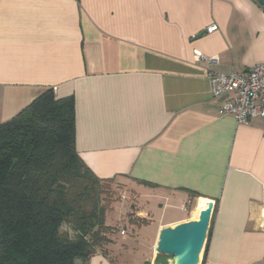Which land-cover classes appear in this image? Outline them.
<instances>
[{"label":"crops","instance_id":"crops-1","mask_svg":"<svg viewBox=\"0 0 264 264\" xmlns=\"http://www.w3.org/2000/svg\"><path fill=\"white\" fill-rule=\"evenodd\" d=\"M197 51L225 73L264 62V4L0 0V124L48 89L73 96L79 155L133 182L157 241L213 201L201 264H264V124L222 112Z\"/></svg>","mask_w":264,"mask_h":264},{"label":"trees","instance_id":"trees-1","mask_svg":"<svg viewBox=\"0 0 264 264\" xmlns=\"http://www.w3.org/2000/svg\"><path fill=\"white\" fill-rule=\"evenodd\" d=\"M109 180L76 149L73 96L48 89L0 124V264L108 257L116 228L105 221Z\"/></svg>","mask_w":264,"mask_h":264},{"label":"rangeland","instance_id":"rangeland-1","mask_svg":"<svg viewBox=\"0 0 264 264\" xmlns=\"http://www.w3.org/2000/svg\"><path fill=\"white\" fill-rule=\"evenodd\" d=\"M104 184L107 189L105 221L116 227L110 233L113 244L108 245L110 249H107L110 261L112 259L114 264H171L172 256L157 252L154 223L149 224L147 218L137 215L138 212L145 213V216L150 213L154 221L156 210H143L145 201L139 196H133L136 193L133 182L114 178ZM194 217L196 219L195 213ZM122 229L126 234L121 233ZM203 254L204 251L201 257Z\"/></svg>","mask_w":264,"mask_h":264},{"label":"built area","instance_id":"built-area-1","mask_svg":"<svg viewBox=\"0 0 264 264\" xmlns=\"http://www.w3.org/2000/svg\"><path fill=\"white\" fill-rule=\"evenodd\" d=\"M217 29L218 25L214 24L209 26L208 32ZM196 58L208 61L207 75L212 95L223 100L221 110L224 114L233 115L241 123L260 118L264 124V62L251 67L246 73H225L215 68L219 64L217 55L205 56L197 51ZM121 233L126 234V231L122 229Z\"/></svg>","mask_w":264,"mask_h":264},{"label":"water","instance_id":"water-1","mask_svg":"<svg viewBox=\"0 0 264 264\" xmlns=\"http://www.w3.org/2000/svg\"><path fill=\"white\" fill-rule=\"evenodd\" d=\"M260 1L264 4V0ZM212 203L211 210H202L199 218L162 228L157 252L172 256L171 264H200L211 223Z\"/></svg>","mask_w":264,"mask_h":264}]
</instances>
